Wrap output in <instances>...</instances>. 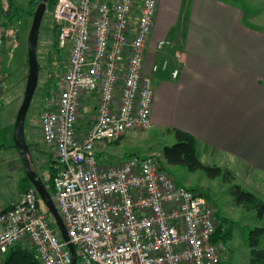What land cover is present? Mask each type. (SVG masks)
Returning a JSON list of instances; mask_svg holds the SVG:
<instances>
[{
  "label": "built area",
  "instance_id": "2783aa9c",
  "mask_svg": "<svg viewBox=\"0 0 264 264\" xmlns=\"http://www.w3.org/2000/svg\"><path fill=\"white\" fill-rule=\"evenodd\" d=\"M158 0H56L57 47H67L58 93L39 118L53 152V203L63 241L36 190L0 206V264L7 250L29 245L40 264H219L227 248L214 241L215 207L178 185L152 155L111 159L105 150L125 133L149 129L153 87L144 72ZM174 48L167 39L153 49ZM170 78L178 77L181 52ZM93 103L90 114L83 112ZM86 113V114H85ZM98 150V151H97Z\"/></svg>",
  "mask_w": 264,
  "mask_h": 264
},
{
  "label": "crops",
  "instance_id": "0c3cea01",
  "mask_svg": "<svg viewBox=\"0 0 264 264\" xmlns=\"http://www.w3.org/2000/svg\"><path fill=\"white\" fill-rule=\"evenodd\" d=\"M8 2L0 0V15ZM160 39L174 48L156 52ZM176 51L179 73L171 79ZM144 72L154 92L149 129L187 132L201 155L242 162L246 175L256 171L264 182V31L245 24L241 9L226 0H158ZM21 180L1 207L25 190Z\"/></svg>",
  "mask_w": 264,
  "mask_h": 264
},
{
  "label": "rangeland",
  "instance_id": "374dc122",
  "mask_svg": "<svg viewBox=\"0 0 264 264\" xmlns=\"http://www.w3.org/2000/svg\"><path fill=\"white\" fill-rule=\"evenodd\" d=\"M40 1L35 0L34 7L30 8V0H13L14 5L12 7L8 5L6 15H0L2 26L0 29L2 30L0 31V203H5L16 194L17 181L25 177L15 146L14 123L28 78L27 35L32 15ZM226 1L241 9L245 24L264 31V0ZM52 10L48 8L46 0L36 39L38 81L24 121L28 161L32 171L42 180L45 187L49 183V172L54 155L42 143L39 118L47 107L46 102L58 93L59 78L57 77L64 70L68 56L67 47L58 49L53 45ZM55 78L58 80L55 81ZM93 105L86 103L82 111L87 114L92 113ZM173 143V136L166 130L163 133L153 129L132 130L108 145L107 154L111 159L121 162L132 154L152 155L163 162L160 155L162 147ZM104 151V148L99 149V155ZM199 158L204 165H216L224 170H230L233 181L224 182L222 176L210 178L203 170L190 172L183 166H164L178 185L206 194L209 197L208 201L231 226L232 235L226 242L228 248L226 263L250 264L249 231L254 227L263 226L264 217L258 216L257 208H252L251 205L248 208L244 203H237L230 194V188L232 185H239L242 190L250 192L259 202L264 203V182L258 178L256 171H249L246 175L242 162H227L200 153ZM51 226L57 231L58 228L54 224L51 223ZM21 244L26 245V243ZM263 246L264 240L260 242L259 247ZM76 264H80L78 259Z\"/></svg>",
  "mask_w": 264,
  "mask_h": 264
},
{
  "label": "trees",
  "instance_id": "16d2710c",
  "mask_svg": "<svg viewBox=\"0 0 264 264\" xmlns=\"http://www.w3.org/2000/svg\"><path fill=\"white\" fill-rule=\"evenodd\" d=\"M55 1L56 0H47V5L49 9L52 10ZM34 3L35 0H30L29 7L30 8L34 7ZM8 5L12 7L13 4L11 0H9ZM52 30L54 33L53 45L57 46L56 38H57L58 30L53 19H52ZM61 69L63 70V68ZM57 78H59V76ZM56 80L58 79L55 78V81ZM166 131L173 136L174 143L172 145L162 147L160 155L162 157L163 162H160L161 168L166 169L164 165L167 166L178 165V166L186 167L190 172L203 170L210 178L222 176V181L224 182L229 183L233 181V175L230 171L224 170L216 165L207 166L201 163L199 158L197 141L192 135L176 128H168ZM53 176H54V171L52 170V168H50V172H49L50 179L48 185L46 186V189L52 200H53V185H52ZM22 187L25 189L31 187V184L29 183L26 176L23 178ZM198 193L208 200L209 197L206 194H203L202 191H198ZM230 194L234 196V199L237 203H244V205H247L248 208L250 207L249 205H251L252 208H257L258 216L264 217V203L259 202L253 194L242 190V188L239 185H232L230 188ZM216 219L218 221V226L216 228V232L213 240L214 241L221 240L226 245V242L230 239L232 235L231 226L227 224V221L224 218H222L217 211H216ZM263 240H264V226L254 227L252 230L249 231L248 247L250 248V254H251L250 264H264V246L262 248L259 247L260 242H262ZM226 257L222 261H220L219 264H227L225 261ZM2 264H40V262L36 257L33 249L29 245L27 244L24 245L20 243L12 246L7 250V252L3 257Z\"/></svg>",
  "mask_w": 264,
  "mask_h": 264
},
{
  "label": "water",
  "instance_id": "95a60500",
  "mask_svg": "<svg viewBox=\"0 0 264 264\" xmlns=\"http://www.w3.org/2000/svg\"><path fill=\"white\" fill-rule=\"evenodd\" d=\"M46 0H41L37 5L31 19L28 35H27V63H28V78L25 84V89L22 97V101L17 109L14 123V135H15V146L20 157L23 171L27 177L31 186L36 190L38 197L46 209V211L52 217L63 241H68L65 228L61 222L59 214L54 206L53 200L51 199L46 187L44 186L41 179L34 174L28 161V149L25 142L24 135V121L27 113L29 103L32 99L38 81V64L36 58V43H37V32L45 11ZM68 249L71 253V263L76 264L77 255L76 250L72 244L68 243Z\"/></svg>",
  "mask_w": 264,
  "mask_h": 264
},
{
  "label": "bare ground",
  "instance_id": "6f19581e",
  "mask_svg": "<svg viewBox=\"0 0 264 264\" xmlns=\"http://www.w3.org/2000/svg\"><path fill=\"white\" fill-rule=\"evenodd\" d=\"M167 170V169H166Z\"/></svg>",
  "mask_w": 264,
  "mask_h": 264
}]
</instances>
